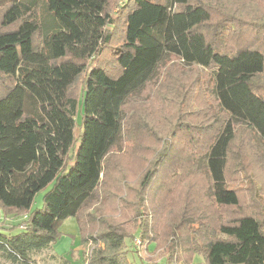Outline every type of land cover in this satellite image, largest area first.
<instances>
[{
	"label": "trees",
	"instance_id": "16d2710c",
	"mask_svg": "<svg viewBox=\"0 0 264 264\" xmlns=\"http://www.w3.org/2000/svg\"><path fill=\"white\" fill-rule=\"evenodd\" d=\"M4 1L0 255L29 263L74 218L93 245L87 264H155L129 260L138 237L168 264H264V158L252 137L264 141V19L205 0H128L111 72L98 60L119 0ZM166 56L194 73L174 65L152 88ZM144 91L147 103L129 100ZM124 122L127 156L145 150L138 181L112 152ZM238 183L253 191L248 210ZM8 217L22 222L5 228Z\"/></svg>",
	"mask_w": 264,
	"mask_h": 264
},
{
	"label": "rangeland",
	"instance_id": "374dc122",
	"mask_svg": "<svg viewBox=\"0 0 264 264\" xmlns=\"http://www.w3.org/2000/svg\"><path fill=\"white\" fill-rule=\"evenodd\" d=\"M128 2V0H126ZM155 2H166L168 0H153ZM125 2V3H127ZM170 2V0H169ZM210 6H217L220 10H226L229 14H233L240 12L241 14L245 12L246 15L255 14V17L259 19H264V0H205ZM4 0H0V8L5 4ZM123 0L118 1V5L115 6L112 10V18L116 21L118 18V13L122 7H124ZM223 8H222V7ZM37 10H40L38 7ZM2 10H0V14ZM117 27L114 31V39L112 42V48L104 47L102 55L100 56L98 63L101 67L108 69L109 71L115 70L116 61L113 55L114 49L120 46L124 39V20L118 19ZM17 25L10 27L6 30V32H12L16 30ZM47 29L43 31V34L46 33ZM252 34H248L247 38H252ZM37 42L40 41V38H37ZM115 47V48H114ZM180 66V74L181 77H189V75L194 73L192 67L183 66L177 59L174 57L166 56L157 67V71L153 77V81L151 82L152 88L160 86L163 81L166 72L174 65ZM79 91V87L76 88ZM151 94L144 91L143 93H138L133 95L129 100L135 103H147L151 99ZM160 102V101H159ZM132 115L131 112H125L123 114L124 121ZM160 123V122H159ZM254 145L258 152L263 155L264 158V141L258 136L253 134ZM127 139V129L124 122V126L122 129V136L115 145L113 149V154L119 156H125L124 162L130 171H132L135 175L132 179L134 181H138L139 179V167L142 166L144 162V152L142 148V144L140 143L137 146V151H133V153L127 156V148L125 141ZM237 194L239 199V208L241 210H248L249 208L255 205V199L253 198V191L242 183L237 184ZM43 194H39L34 203V207L40 206L42 203ZM7 225L3 226L5 228H10L14 225H18L22 222V218L18 217H8L6 219ZM70 221V222H69ZM69 221H65L60 229V236L58 240L54 243V245L45 251H42L38 254H34L31 256L29 263H12L5 259L2 255H0V264H87L88 258L91 255L92 246L90 243L87 246L82 245V235L80 228L78 226L76 219H69ZM2 220H0V228L3 224ZM139 233V232H137ZM136 233V234H137ZM140 240L141 243L138 244L136 241ZM135 239L133 245L131 243H127L126 251L128 252V258L133 263H141V262H153L155 264H168L167 263V254L166 249H160L159 252L154 251V247L151 246L149 250H147L146 244L142 243V238L139 237ZM139 241V242H140ZM83 249V251H82ZM82 251L80 254L79 252ZM196 263H203L204 259L201 256H197L195 258ZM176 264V263H174Z\"/></svg>",
	"mask_w": 264,
	"mask_h": 264
},
{
	"label": "built area",
	"instance_id": "2783aa9c",
	"mask_svg": "<svg viewBox=\"0 0 264 264\" xmlns=\"http://www.w3.org/2000/svg\"><path fill=\"white\" fill-rule=\"evenodd\" d=\"M125 2H127V1H126V0H123V3H124V4H126ZM138 238H139V237H138ZM138 238H137V239H138ZM139 241H140V240L138 239L136 242H137L138 244H140L141 241H140V242H139Z\"/></svg>",
	"mask_w": 264,
	"mask_h": 264
},
{
	"label": "crops",
	"instance_id": "0c3cea01",
	"mask_svg": "<svg viewBox=\"0 0 264 264\" xmlns=\"http://www.w3.org/2000/svg\"><path fill=\"white\" fill-rule=\"evenodd\" d=\"M72 219H74V218H72ZM67 221H69V219H68ZM69 222H70V221H69ZM82 251H83V249H82ZM82 251H80L79 254H80Z\"/></svg>",
	"mask_w": 264,
	"mask_h": 264
}]
</instances>
